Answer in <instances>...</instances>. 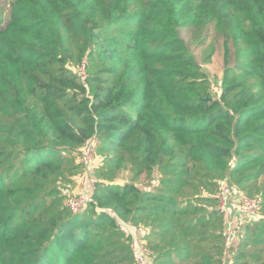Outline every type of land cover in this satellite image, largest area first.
Masks as SVG:
<instances>
[{
  "label": "trees",
  "instance_id": "1",
  "mask_svg": "<svg viewBox=\"0 0 264 264\" xmlns=\"http://www.w3.org/2000/svg\"><path fill=\"white\" fill-rule=\"evenodd\" d=\"M210 25L218 92L180 34ZM94 134L92 200L73 213ZM222 181L262 200L231 248ZM110 210L150 264H264V0H0V264H137Z\"/></svg>",
  "mask_w": 264,
  "mask_h": 264
},
{
  "label": "built area",
  "instance_id": "2",
  "mask_svg": "<svg viewBox=\"0 0 264 264\" xmlns=\"http://www.w3.org/2000/svg\"><path fill=\"white\" fill-rule=\"evenodd\" d=\"M87 60L84 59L75 69V72L86 83ZM219 91V88L218 90ZM100 140L97 134L88 139L81 149L80 160L83 164L84 171L79 177V190L76 193H68L65 200L66 205L73 213L83 211L92 200V190L96 184L94 176V168L97 165V149ZM218 202L219 211L226 225V245L231 248L234 241L239 236L236 224L237 218L247 221L256 220L262 214V200L259 196H249L239 188L235 187L228 181H222L218 190L214 194ZM112 216L118 219L119 229L124 232L127 237L131 238V246L134 251L137 264H150L148 252L142 241V229L138 226L119 219L114 210L109 211Z\"/></svg>",
  "mask_w": 264,
  "mask_h": 264
},
{
  "label": "rangeland",
  "instance_id": "3",
  "mask_svg": "<svg viewBox=\"0 0 264 264\" xmlns=\"http://www.w3.org/2000/svg\"><path fill=\"white\" fill-rule=\"evenodd\" d=\"M180 34L187 41L188 45L197 57L203 69L209 73L210 79L213 84L212 91H217L225 69L224 37L217 36L213 31L212 25L200 31L194 30L191 27H184L180 29ZM211 49H213V53L211 54V61L206 63L205 58L206 56H208V53ZM232 52L231 57L233 62L234 54ZM96 163H98V159ZM129 179L130 175L124 173L120 178V182H125ZM78 180L79 178L77 177L76 185L73 189H70L68 193H76L79 190L80 182ZM244 220L245 219L243 218H237L238 224L236 225L240 226L241 222Z\"/></svg>",
  "mask_w": 264,
  "mask_h": 264
},
{
  "label": "crops",
  "instance_id": "4",
  "mask_svg": "<svg viewBox=\"0 0 264 264\" xmlns=\"http://www.w3.org/2000/svg\"><path fill=\"white\" fill-rule=\"evenodd\" d=\"M234 224H238V221L235 220ZM237 226H239V225H237ZM227 256H228L229 259L232 258V256H233V252H232V251H229V253H228Z\"/></svg>",
  "mask_w": 264,
  "mask_h": 264
}]
</instances>
